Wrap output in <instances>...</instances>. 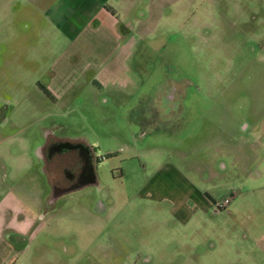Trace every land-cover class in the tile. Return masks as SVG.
I'll return each mask as SVG.
<instances>
[{
    "label": "rangeland",
    "instance_id": "obj_1",
    "mask_svg": "<svg viewBox=\"0 0 264 264\" xmlns=\"http://www.w3.org/2000/svg\"><path fill=\"white\" fill-rule=\"evenodd\" d=\"M54 1L0 0V197L33 214L22 237L1 229L0 264H264V0H128L129 19L112 6L141 21L127 46L92 52ZM75 47L113 78L62 106L51 79ZM48 131L98 161L49 202Z\"/></svg>",
    "mask_w": 264,
    "mask_h": 264
},
{
    "label": "crops",
    "instance_id": "obj_2",
    "mask_svg": "<svg viewBox=\"0 0 264 264\" xmlns=\"http://www.w3.org/2000/svg\"><path fill=\"white\" fill-rule=\"evenodd\" d=\"M113 5L122 9L125 13L124 17L129 19L131 10L128 8V0H55L47 8L46 13L56 28H62L65 38H72L77 44L82 41L77 47H82L81 44L84 42L85 45L90 46L91 52L94 51L92 48L104 51L113 48V46L117 50L127 46L125 45L127 35L141 21L139 18L135 20L131 18V21L128 20L127 23L122 22L112 8ZM99 34H104L100 40L98 39L101 37H98ZM65 51L70 50L66 49ZM74 51L77 52V57L68 58L65 60V64L62 63L64 68H70L63 69V71H59L60 73L55 71L51 79L55 85H51L50 91L57 96L59 105L62 106L67 103L65 98L69 93L77 89L76 85L79 79L89 76L88 83L102 88L103 83H109L113 78L111 72L108 74L100 70L99 66L105 63L100 64L103 59L98 57V53L95 56L85 57L86 59L81 62L82 58H78L80 49L75 47ZM126 57L127 55L123 59ZM99 59L101 60L98 61ZM122 62H120L121 65ZM262 164H264V159L260 165ZM262 177L261 174L260 178ZM11 196L12 194L7 192L3 199L0 197V232L1 229H4L12 233L23 234L22 230L31 224L33 214L20 201L12 200ZM22 216L24 219L19 220V218H23ZM257 244L264 252V234L257 240Z\"/></svg>",
    "mask_w": 264,
    "mask_h": 264
},
{
    "label": "flooded vegetation",
    "instance_id": "obj_3",
    "mask_svg": "<svg viewBox=\"0 0 264 264\" xmlns=\"http://www.w3.org/2000/svg\"><path fill=\"white\" fill-rule=\"evenodd\" d=\"M161 109L167 115L176 110L170 106ZM150 113L157 114L158 111L154 110ZM56 128L55 125L52 126V129ZM44 141L45 144L39 151L38 159L43 166V173L51 188V196L48 202L96 183L95 169L98 161L92 149L78 139L54 137L50 131L45 133ZM13 235L23 236L20 233H13Z\"/></svg>",
    "mask_w": 264,
    "mask_h": 264
},
{
    "label": "built area",
    "instance_id": "obj_4",
    "mask_svg": "<svg viewBox=\"0 0 264 264\" xmlns=\"http://www.w3.org/2000/svg\"><path fill=\"white\" fill-rule=\"evenodd\" d=\"M230 200L229 199H225L222 203H220L219 205H217V210H222L224 209L228 204H229Z\"/></svg>",
    "mask_w": 264,
    "mask_h": 264
}]
</instances>
